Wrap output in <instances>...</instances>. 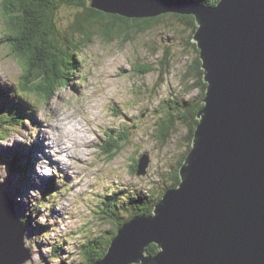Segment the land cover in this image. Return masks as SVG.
<instances>
[{
	"label": "clouds",
	"instance_id": "obj_1",
	"mask_svg": "<svg viewBox=\"0 0 264 264\" xmlns=\"http://www.w3.org/2000/svg\"><path fill=\"white\" fill-rule=\"evenodd\" d=\"M102 3L0 0V87L27 105L24 117L0 111V148L41 141L34 171L55 184L15 197L27 205L19 222L31 217L45 229L24 232L21 264H100L125 225L154 219L167 192L180 189L204 118L210 82L197 15L128 14ZM8 178L0 163V185ZM140 195L150 212L130 203ZM104 236L107 245L93 243ZM164 251L149 240L129 264Z\"/></svg>",
	"mask_w": 264,
	"mask_h": 264
},
{
	"label": "water",
	"instance_id": "obj_2",
	"mask_svg": "<svg viewBox=\"0 0 264 264\" xmlns=\"http://www.w3.org/2000/svg\"><path fill=\"white\" fill-rule=\"evenodd\" d=\"M128 14L195 13L210 82L194 150L154 219L125 225L100 264L141 259L149 240L164 253L144 264H264V0H103ZM147 157L140 164L143 172ZM16 203L0 185V264L27 256Z\"/></svg>",
	"mask_w": 264,
	"mask_h": 264
},
{
	"label": "rangeland",
	"instance_id": "obj_3",
	"mask_svg": "<svg viewBox=\"0 0 264 264\" xmlns=\"http://www.w3.org/2000/svg\"><path fill=\"white\" fill-rule=\"evenodd\" d=\"M3 88L4 90L7 91L6 93V99L8 98L9 104L13 105L15 110H18L20 113H22L23 117L27 115V105L24 104L22 101L18 99H13L12 97L9 96L10 89L8 87H0ZM2 107L0 106V110ZM32 122L35 124L37 123L35 116L31 117ZM18 147V151H20L21 154V162L26 163L27 162V167L24 170L23 174H20L19 172H16V169L18 168L19 165H14L13 162L11 163L10 160L13 155L16 154L17 148L14 151L9 150L10 148H2L0 151V156L2 155V160H0V163H7L8 164V170H9V178L8 181L6 182V185H4V189L8 192L9 196L15 200L16 196H27L28 194V189L29 188H40L42 192H49L51 190H54L55 184H53L51 187L48 185V180L49 178L45 177H39L36 175L34 171V163L36 160V153L37 152H42L43 151V146L41 141H37L35 144H33L31 147H27L23 144L16 143L14 146ZM12 147V148H13ZM9 150V151H7ZM21 163V165H23ZM39 180L40 183L37 184L35 183V180ZM143 195H140L137 199H135V202L132 203V200L130 203L132 205H136L137 200H141ZM16 203V211L20 216L24 215V212L27 208V205H24L22 203L18 204L15 200ZM58 214V213H54ZM35 230V231H34ZM38 229L33 228V221L32 218H28V223H27V231L29 234L37 233ZM45 230L43 227L39 229V232ZM38 232V233H39Z\"/></svg>",
	"mask_w": 264,
	"mask_h": 264
},
{
	"label": "trees",
	"instance_id": "obj_4",
	"mask_svg": "<svg viewBox=\"0 0 264 264\" xmlns=\"http://www.w3.org/2000/svg\"><path fill=\"white\" fill-rule=\"evenodd\" d=\"M201 2V0H199ZM128 19V18H126ZM154 19V18H152ZM11 91V89H10ZM6 93L7 91L4 90L3 88H0V106L2 107V109L0 111H8V112H15L18 116L23 117L22 113H20L18 110H15L13 105L9 104V99H6ZM21 154L20 151H18L15 155L12 156L10 162L14 165H19L18 168L16 169V172H19L20 174L24 173V170L27 167V162L24 164L21 162ZM21 163L23 165H21ZM135 200H132V203H134ZM146 202V198H143L141 200H137L136 201V205H139L138 208L140 209V211L144 212V211H148L150 212V208L147 205H142L143 203ZM110 203V202H109ZM110 242V238L107 236L101 237L97 242H93V243H97L100 245H107ZM89 254L92 256H96L99 255V251L98 248L96 247V245L94 244L91 248H89Z\"/></svg>",
	"mask_w": 264,
	"mask_h": 264
},
{
	"label": "bare ground",
	"instance_id": "obj_5",
	"mask_svg": "<svg viewBox=\"0 0 264 264\" xmlns=\"http://www.w3.org/2000/svg\"><path fill=\"white\" fill-rule=\"evenodd\" d=\"M115 15H119V14H115ZM178 15H183V14H178ZM128 19H129V18H128ZM136 19H141V18H136ZM143 19H152V18L150 17V18H143ZM26 111H27V109H26ZM16 148H17V151H16V153H17L18 150H19L18 147H15V148L13 147V148H10L9 150L15 152ZM1 150H2V148H0V151H1ZM9 150H7V151H9ZM35 156H36V155H35ZM0 160H2V155L0 156ZM48 183H49L48 185L51 187V186L54 184L53 179H49V180H48ZM143 198H146V197L143 196L142 199H143ZM110 203H111V202H110ZM41 227H42V226H40V225H36V226L33 227V228H34V229H38V230H37V233H38V232H39V229H41ZM34 231H35V230H34Z\"/></svg>",
	"mask_w": 264,
	"mask_h": 264
}]
</instances>
